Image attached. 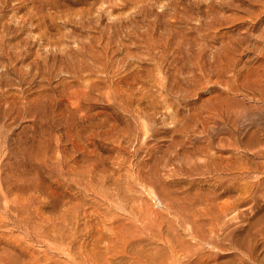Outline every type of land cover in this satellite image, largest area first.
<instances>
[{
  "label": "rangeland",
  "instance_id": "1",
  "mask_svg": "<svg viewBox=\"0 0 264 264\" xmlns=\"http://www.w3.org/2000/svg\"><path fill=\"white\" fill-rule=\"evenodd\" d=\"M263 15L264 0H0V264H257L225 238L253 243L264 217ZM235 177L260 183L258 204L221 218L220 246L179 222Z\"/></svg>",
  "mask_w": 264,
  "mask_h": 264
},
{
  "label": "bare ground",
  "instance_id": "2",
  "mask_svg": "<svg viewBox=\"0 0 264 264\" xmlns=\"http://www.w3.org/2000/svg\"><path fill=\"white\" fill-rule=\"evenodd\" d=\"M149 1V0H148ZM151 1V0H150ZM108 2V1H107ZM198 4V3H197ZM130 5V4H129ZM198 6V5H197ZM196 6V7H197ZM195 7V6H194ZM200 7V6H199ZM201 11V10H200ZM204 11V10H203ZM141 13V12H140ZM179 13V12H178ZM213 13V12H212ZM145 14V13H144ZM202 14V13H201ZM199 15V14H198ZM184 16V15H183ZM264 16V15H263ZM187 17V16H186ZM210 17V16H209ZM214 17V16H213ZM230 17V16H229ZM232 17V16H231ZM189 19V18H188ZM221 19V18H220ZM217 20V19H216ZM215 20V21H216ZM242 20V19H241ZM25 21V20H24ZM23 21V22H24ZM184 21V20H183ZM195 21V20H194ZM205 21H206V19H205ZM187 22V21H186ZM259 22V21H258ZM188 23V22H187ZM220 23V22H219ZM159 24V23H158ZM186 24V23H185ZM195 24V23H194ZM194 24H192V25H194ZM200 24V23H199ZM205 25H207V23H204ZM160 25V24H159ZM196 25V24H195ZM198 26V25H197ZM208 26V25H207ZM211 25H209V27H210ZM194 27H196V26H194ZM201 27H203V26H201ZM205 27V26H204ZM203 27V28H204ZM197 28V27H196ZM199 28V27H198ZM202 28V29H203ZM206 28V27H205ZM5 29H6V27H5ZM192 29H193V27H192ZM200 30V29H199ZM264 30V29H263ZM197 31H198V29H197ZM184 32V31H183ZM198 32H200V31H198ZM186 33V32H185ZM191 33V32H190ZM173 34V33H172ZM175 34V33H174ZM198 34V33H197ZM181 35H183L182 33H181ZM244 35V34H243ZM247 35H248V33H247ZM264 35V34H263ZM177 36V35H176ZM155 37V36H154ZM186 37V36H185ZM262 37H264V36H262ZM180 38V37H179ZM178 38V39H179ZM198 38V37H197ZM236 38H238V37H236ZM244 38V37H243ZM182 39V38H181ZM191 39H193V38H191ZM194 39H196V38H194ZM246 39V38H245ZM157 40V39H156ZM177 40V39H176ZM237 40V39H236ZM242 40V39H241ZM155 41V40H154ZM166 41V40H165ZM179 41V40H178ZM239 41V40H238ZM244 41V40H243ZM147 43L149 42V41H146ZM157 42H158V40H157ZM169 42V41H168ZM173 42V41H172ZM197 42V41H196ZM242 42V41H241ZM153 44V43H152ZM166 44V43H165ZM224 44V43H223ZM81 45V44H80ZM174 45H176L175 43H174ZM19 46V45H18ZM18 46L16 47L17 49H18ZM164 46V45H163ZM173 46V45H172ZM236 46V45H235ZM238 46V45H237ZM236 46V47H237ZM26 47V46H25ZM179 47V46H178ZM187 47V46H186ZM21 48V47H20ZM24 48V47H23ZM23 48H21V49H23ZM15 49V48H14ZM150 49V48H149ZM167 50V49H166ZM186 50V49H185ZM15 51H17V50H15ZM26 51V50H25ZM30 51V50H29ZM29 51H27V52H29ZM169 51V50H168ZM171 51V50H170ZM159 52V51H158ZM183 52V51H182ZM18 53V52H17ZM152 53V52H151ZM187 53V52H186ZM188 53H190L189 51H188ZM188 53H187V55H188ZM26 53H24V54H22V55H25ZM183 54V53H182ZM29 55V54H28ZM41 55V54H40ZM190 55L192 56V54L190 53ZM198 55V54H197ZM154 56V55H153ZM173 57H174V55H172ZM176 56V55H175ZM178 56V55H177ZM181 56H184V55H181ZM180 56V57H181ZM190 56V57H191ZM22 57H24V56H22ZM173 57H172V59H173ZM179 57V59L181 60H183L184 59V57H181L180 58ZM189 57V56H188ZM213 57V56H212ZM20 58V57H19ZM157 58V57H156ZM167 58V57H166ZM175 58V57H174ZM178 58V57H177ZM153 59V58H152ZM199 59V58H198ZM22 60V59H21ZM20 60V61H21ZM159 60V59H158ZM170 60V59H169ZM178 60V59H177ZM179 60V62H180V64H181V61ZM202 60V59H201ZM24 61V60H23ZM37 61V60H36ZM168 61V60H167ZM183 61H186L185 59L183 60ZM182 61V62H183ZM211 61V60H210ZM158 62V61H157ZM174 62V61H173ZM175 62H177V61H175ZM179 62H178V64H179ZM199 62V61H198ZM168 63V62H167ZM186 64L187 62H183L182 64ZM201 63V62H200ZM32 64V63H31ZM30 64V65H31ZM165 64V63H164ZM179 64V65H180ZM204 64V63H203ZM170 65V64H169ZM187 65V64H186ZM170 66H172V65H170ZM175 66H177V63H176V65ZM233 66V65H232ZM184 67V66H183ZM186 67V66H185ZM181 68V67H180ZM31 69V68H30ZM172 71H173V68H172ZM188 72V71H187ZM51 73V72H50ZM164 73H165V71H164ZM174 74H176V73H174ZM260 74V73H259ZM262 75H263V77H262ZM262 75H259V78H260V76L262 77V78H264V74H262ZM183 76V75H182ZM169 77V76H168ZM171 77H172V75H171ZM178 77V76H177ZM173 78V77H172ZM171 78V79H172ZM184 78V77H183ZM205 78V77H204ZM258 78V77H257ZM258 78V79H259ZM258 79H256L257 80V82L259 81L260 83L262 82V81H260V80H262L261 78H260V80H258ZM173 80H174V78H173ZM179 80H181V77H180V79ZM182 80H185V79H182ZM181 80V81H182ZM175 81H177V80H175ZM180 81V82H181ZM186 81H187V79H186ZM170 83V82H169ZM187 83H188V81H187ZM201 83V82H200ZM263 84H264V80H263V82H262ZM189 84V83H188ZM259 84V83H258ZM262 86V85H261ZM260 86V87H261ZM254 87V86H253ZM259 87V86H258ZM264 87V86H263ZM230 115V114H229ZM236 129V128H235ZM212 130V129H211ZM212 133V132H211ZM243 135V134H242ZM212 159V158H211ZM217 161V160H216ZM209 167V166H208ZM232 168L233 169H237V170H239V171H242V173H243V171L245 172V170L247 169V167H245V166H232ZM232 168H230V167H228V166H225L224 168H220V169H225V170H228V169H232ZM235 171V170H234ZM235 180V181H234ZM234 180L231 182V181H226V180H223V179H218L217 181L219 182L218 184H216L215 185V187L212 189V190H209V192H207V193H196V195H195V197L192 199V202H193V204L195 205V203H202V204H204L205 205V207L204 208H206V210H204V212L203 211H198V214H194L192 217L190 216V214H189V212H188V214L186 213V214H184V213H177L178 214V220H179V222L182 224V225H184V224H187L188 223V225H189V223L191 224V226L189 225H187L188 227H189V229L190 230H193V228L194 227H192V225H194V226H196V227H198L199 228V232L201 231V230H203V227H206V226H209V231H210V235H209V238L208 239H206V238H204V239H206L207 241H208V243H210V242H215V240H214V234H216L218 231L220 232V233H225V231H226V228H225V226L224 225H222L221 223H223V222H221L222 220H221V218L223 217V216H225V215H227L229 212L231 213V211H233V210H235L236 208H239L238 206H243V204H246V203H251V202H253L254 203V205H253V207L255 206H257V204H258V201H257V197H256V189L258 190L259 188H257V187H259V184L257 183V182H255V183H248V182H243V183H241V181H240V179H239V177H235L234 178ZM254 180V179H253ZM260 182V181H259ZM238 184V187H235L236 185ZM236 189H238V190H240V194H239V196L238 197H236L235 198V202H233V203H230V204H225V205H223V206H219L218 204L219 203H216V201L221 197V196H223V195H225V194H227V193H229V192H231V191H233V190H236ZM4 192V191H3ZM193 204H190V205H193ZM188 210H190V209H188ZM192 210H193V207H192ZM191 210V211H192ZM193 212L195 213V211L193 210ZM255 212V211H254ZM257 212H259V211H257ZM239 213V212H238ZM241 213V212H240ZM239 213V214H240ZM256 213V212H255ZM257 214V213H256ZM264 216V215H263ZM235 217H236V215H235ZM253 217V216H252ZM264 218V217H263ZM263 218H262V220L261 219H259L258 218V221L259 220H261L259 223L257 222V220H256V222H257V224L255 225V227H254V230L256 231L255 232V234L253 233V237L256 235V236H259V237H261V239L263 240L262 242H263V244H264V220H263ZM232 219H233V217H232ZM236 219V218H235ZM243 220V219H242ZM221 222V223H220ZM255 222V223H256ZM153 223V222H152ZM201 223V224H200ZM156 224V223H155ZM227 225H229V223H228V221H227V223H226ZM225 224V225H226ZM251 224H253V223H251ZM251 224H250V226H251ZM152 225H154V224H152ZM259 225V226H258ZM155 226H157V225H155ZM154 227V226H153ZM227 227V226H226ZM252 228H253V225H252ZM148 229V228H147ZM201 229V230H200ZM237 229H239V228H237ZM235 229H233L232 231H234ZM157 231V230H156ZM159 231V230H158ZM231 231V232H232ZM160 232V231H159ZM162 232V231H161ZM171 232H172V230H171ZM193 232V231H192ZM194 232H195V230H194ZM204 232V231H203ZM227 233V238H225V239H227V240H229V244H231L234 248H236V249H238V250H240L243 254H244V256L245 257H249V258H251L252 260H254L257 264H264V259H262V258H264V256L262 257L261 255V257L262 258H259V255H258V253H257V250H256V248H257V240L256 239H258L259 240V237L258 238H253V239H255V240H253V243H251L250 244V242H249V245H245L244 243H245V239H243L244 240V243H242L243 242V240L240 242V240L238 241V240H236L234 237H233V235H232V233ZM235 233H236V231H234ZM249 232H251V231H249ZM198 233V232H197ZM251 233V234H252ZM153 234H154V232H153ZM158 234V233H157ZM160 234V233H159ZM193 234V233H192ZM196 234V233H195ZM249 235H247V237H248V241H250L249 240V236L251 235L250 233H248ZM171 235V234H170ZM196 235H198V234H196ZM196 235H194V236H196ZM160 236L162 237V238H164L163 240L164 241H166L167 242V244H169V246L172 248L171 250H176V243H173V239L171 238V236H169V234H167V235H164V233H162V234H160ZM159 236V237H160ZM199 236V235H198ZM255 236V237H256ZM199 238V237H198ZM201 238V237H200ZM251 238V237H250ZM241 239V238H240ZM252 239V238H251ZM177 240V239H176ZM247 240V239H246ZM179 241V240H178ZM248 241H246L247 243L246 244H248ZM128 242V241H127ZM180 242V241H179ZM179 242H177V243H179ZM252 242V241H251ZM129 243V242H128ZM128 243H127V245H128ZM133 243H135V242H133ZM132 244V243H131ZM180 244V243H179ZM215 244H216V246H220L221 244L218 242V243H216L215 242ZM146 246V245H145ZM179 246V245H178ZM177 246V247H178ZM129 247V246H128ZM143 247V246H142ZM137 248V247H136ZM139 248V247H138ZM191 248V247H190ZM194 248V247H193ZM122 249V248H121ZM126 249H127V247H126ZM183 248H181V250H182ZM199 249V248H198ZM143 250V249H142ZM152 250V249H151ZM188 250V249H187ZM194 250V249H193ZM137 251H139V250H137ZM184 251V250H183ZM197 251V250H196ZM142 252V251H141ZM143 252H145V251H143ZM148 252V251H147ZM198 252V251H197ZM122 253V252H121ZM146 253V252H145ZM181 253V252H180ZM140 254V253H139ZM147 254V253H146ZM155 254V253H154ZM177 254V253H176ZM192 254H196V252H194V253H192ZM161 255V254H160ZM196 255H198V253L196 254ZM123 256V255H122ZM148 256H151V255H148ZM152 256H153V254H152ZM151 256V258L148 260L149 262H150V264H164L165 262H164V260H166V259H164V257L163 258H159V257H152ZM159 256V255H158ZM124 257V256H123ZM144 257V256H143ZM146 257H147V255H146ZM161 257H162V255H161ZM187 257H189V259L190 258H192L190 261H189V264H200V263H203V261H202V259L200 258V257H197V258H194L193 259V257L192 256H187ZM129 258V257H128ZM149 258V257H148ZM148 258H146V259H148ZM168 258V257H167ZM174 258V257H173ZM188 258H187V260H189ZM176 260V259H175ZM131 261V260H130ZM147 260H145V262H146ZM176 261H179V259H177ZM176 261H174L173 263L174 264H176ZM240 261H241V264H247L246 263V261H245V258H241L240 259ZM138 262V261H137ZM181 262H183V261H181ZM147 263V262H146ZM145 263V264H146ZM172 263V264H173ZM165 264H167V263H165Z\"/></svg>",
  "mask_w": 264,
  "mask_h": 264
}]
</instances>
